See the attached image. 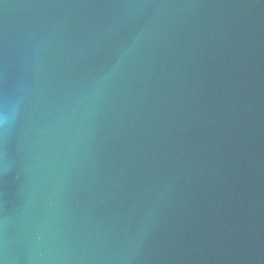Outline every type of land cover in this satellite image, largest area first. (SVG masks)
<instances>
[{
  "label": "water",
  "instance_id": "95a60500",
  "mask_svg": "<svg viewBox=\"0 0 264 264\" xmlns=\"http://www.w3.org/2000/svg\"><path fill=\"white\" fill-rule=\"evenodd\" d=\"M0 264H264V0H0Z\"/></svg>",
  "mask_w": 264,
  "mask_h": 264
}]
</instances>
